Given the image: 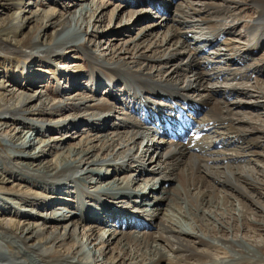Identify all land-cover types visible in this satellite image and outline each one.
Instances as JSON below:
<instances>
[{
  "label": "rangeland",
  "instance_id": "rangeland-1",
  "mask_svg": "<svg viewBox=\"0 0 264 264\" xmlns=\"http://www.w3.org/2000/svg\"><path fill=\"white\" fill-rule=\"evenodd\" d=\"M85 1L86 4H92L95 8L101 7L100 13L102 22L99 23L97 21H91L90 18H86L83 29L84 32H87V35H77L75 39L81 44H88L89 51L96 57L98 64L112 68L115 61H120L128 66L130 65L133 70L145 66L150 72L152 78L157 80L163 77L169 78L170 76V78L172 77L171 81L176 82V86L180 89L185 88L188 79H185L181 72V76L176 77V75H172L173 71L176 69L175 62L165 64L163 69H161L163 64L138 63V60L134 58L132 51L126 50L125 46L133 41L139 42L141 43V52L151 55L153 49L152 46L156 44L157 46H160L159 40L163 38V33H166L170 26V31H176L178 40L183 43V46L181 47L182 51L191 52L189 48H193V43H195L193 40L186 42V34L187 37L191 36L189 39H206L209 43L216 44L210 47L211 44L203 43L210 47L207 54L210 56H213V54L218 55V57L222 56L223 59H218V62H225V60H227V62L229 61L231 64V61L229 60V57L227 58L226 54L231 56V54L235 52L243 56L244 49L247 48L250 43L254 42L252 40H255V38H253L254 33H250V28L259 16L257 10L244 3L245 0H226V2L225 0ZM77 3L80 2L78 0H0V47L4 48V51L0 52V87L4 86L3 89L6 90L21 88L24 89L25 93L31 95H34L35 91H41L52 98H57L62 101L57 107V110L61 111V113H59L61 114L60 117L56 115L42 121L37 119V117L24 120V116H19V119H23L26 125H33V127L26 129H28L27 131L29 135H31V139H35L34 142L35 147L38 149L37 152L40 150L44 156L37 160L36 163L44 166H46L47 162L53 164L57 160L59 151L63 147L75 145L78 148H82L81 146L83 143L88 140L93 141L96 138L100 139L101 136H105L111 132H126V130L117 127L123 118L122 114L127 113L123 103L129 101L124 97V90L121 83L118 81L117 83L114 82L113 87H108L109 89L104 88L102 90H95L91 88L94 78L91 76L90 79V75L91 71H95L96 67H91L92 70L90 69L88 60L83 53L76 49H68L64 52V55L60 53L59 57L50 59L52 61L50 63L43 59L30 58L26 60L22 54L25 52L28 53V49H31L32 47H47L65 36L72 39L75 35L73 24H71L66 30L58 32L55 30L53 31L52 29H46L43 32L38 24L33 22L28 26L25 24L30 18H32L34 13L36 14L48 9L55 10L57 15L65 14L66 16L69 15V17H72L73 13L77 11V8H73L72 4ZM203 3H215L214 5L218 6L217 8H222L224 12L215 13L214 8L205 7ZM133 9H136L138 12L135 13L136 15L134 14L135 16L128 17V12ZM178 9L181 10L178 12ZM201 18L209 19L212 25L217 26L221 30L223 29L225 33L229 34V37L224 40L228 42V47L225 46L224 41L223 43L222 41H219L218 43L212 41L213 38H211L212 36L210 35L209 30H207L206 24L201 23ZM37 34L42 35L40 39L37 37ZM261 34L262 35L260 36L263 39L264 29ZM223 39L224 37L222 40ZM29 44L31 46H29ZM8 48H10L9 50H17L20 53L7 54L5 52ZM156 49L158 52L163 51V49H160L159 47ZM197 49L198 48H195L193 53L196 56L197 62L199 61L198 65L200 70L207 74V78L200 83H192V85L195 89L200 88V91H202L203 88L208 92L219 91L214 97L215 101L224 100L225 105L230 108L231 114L229 117L237 122L238 129L247 133V137L251 138L250 140L252 142L254 141L257 143L252 147H246L247 145H243V149H239L240 145L228 149L224 148L221 146V143L218 142L219 139L222 138L221 136L225 137L224 133L221 129L215 128L203 142L210 146V149H214L213 145L216 144H214V142H218L221 148L214 149L212 156L206 158L210 159L209 162H206V165L209 167L216 166L219 165L220 162L224 163V160H227V163H231V167L237 168V173H250L252 178H254L255 183L258 184V188L264 190V133H262V135L258 132L264 131V92L261 93L264 91V42H261L257 51L252 53L251 56H244L245 59H248L245 65H240L242 69L240 74L241 76L244 75L247 77L242 76L243 78H239V75L234 80L228 76H226V79H216V77L211 74L212 67L215 68L213 65L209 70L202 68L204 60L201 59V57H199L198 60ZM207 54H205V56H207ZM180 60L182 61V59ZM178 63L180 62H177V64ZM225 65L226 64L220 65L222 68H220L219 71H224L226 69L223 68ZM245 68H249L253 73H244L247 70H245ZM64 75L65 77H63ZM168 81L170 80L168 79ZM110 82H113L112 78L106 83L104 81L102 84L106 87ZM256 83H258L260 86L259 88H261L262 91L259 90V88H256ZM233 88H237V90L234 91L235 93L229 92V90ZM225 94H227L226 97ZM188 97L196 100L198 103L200 102L197 92L195 93L193 90L188 93ZM72 98L81 101L86 99L84 101H88V104L101 100L107 102L113 108V112L109 114L108 117L109 122L107 121L106 126H103V124L98 122L101 117L94 122L93 120L96 117H88L91 116L90 112H77L71 105ZM221 104L222 103L219 102V105ZM30 106H32V110L49 107L48 104L43 101L38 102L37 98H34L31 101ZM204 114L205 111L201 115L202 119ZM58 118L61 120V123L58 127L59 129L56 131L57 128L55 129V125H57V122L59 121L57 120ZM62 125H65L67 128H60V126L63 127ZM12 126L19 129L23 128L19 123L12 124L10 122L7 127L1 125L0 146L10 144L9 140ZM37 127L42 128L40 134H37V130H34ZM134 127L135 126H133V128ZM251 127H255L257 130L253 131L251 130ZM145 137L143 145L132 150V154L141 158L144 156L143 164L145 165L140 166L136 163L128 162V168L122 171H120L117 166V163L119 162H112V164H110L111 166H103V163L100 161L102 158H105V156H108L109 159L114 161L117 156H120L121 152L126 151L125 147L114 145L113 147L103 149L100 148L101 141L95 140L90 143L89 147L91 148V155L90 160L87 162L97 160L96 167L98 171H96L94 175H81L84 176L83 180L84 183H86L81 185V189L91 193L95 191L96 187L100 186L101 188V185L105 183H113L117 181L125 182L127 188L130 189V191L127 192L131 195L128 200L121 199L122 203L118 206L112 204V201L109 199L102 198V200H104L105 204L111 206L112 209L121 211L113 212V216H125V210H127L126 208L129 206L128 210L131 214L129 217L133 218L136 222L144 221V218H139L141 216L140 213L137 214L138 218L134 219L136 212L142 211L143 213V209L146 210V213H144L146 221H144V223L146 226L149 225L150 228L145 231L154 235L156 232L158 233L160 231L158 227L160 221L158 222L157 217H155V210L160 203L152 201L150 197L147 199L148 201H146V205L138 208L141 200L137 197L141 194V190L144 189V184L147 181V184L150 187H154L155 189L161 187L168 190L171 196H174L172 189L173 187H178V182L170 180L167 177H164V175H160L156 171L158 169L157 162H146L153 150V144H157L156 139L158 138L150 132H146ZM154 138L155 140H153ZM159 140L166 141L162 138H159ZM15 142H18V138L15 139ZM158 144L160 146L163 145H161V143ZM162 148L164 149L166 147L162 146ZM15 149L16 148H12L10 151L6 152L2 151L3 153L0 151L3 156L5 155L7 157L8 155L9 157L10 155L12 158L11 163L14 166L22 162L24 152L23 148L16 151ZM159 152L160 150H157V153ZM212 159H216L217 161H211ZM71 160H74V158H71ZM217 162L219 164H217ZM86 167L87 166H85V168ZM94 168L95 166L90 167V169ZM18 172L19 171L15 174L17 175L21 173ZM79 174L80 172L76 174V177ZM92 179L96 180L98 183L93 185L94 187L87 186V183ZM70 183H73V181H70L69 184L67 183L66 192L62 198L76 203L77 200H74L73 196L75 190ZM214 186L215 189L212 194L213 206L203 208V223L208 225L209 229L217 230L219 228L220 231L217 233V237L219 238L238 240L242 244L248 246L264 245V191L261 192L262 195H257L251 189L246 193H242L238 190L232 189L231 186L227 184L214 182ZM48 188L49 186L47 185L46 190ZM148 189L149 188L145 189V194L149 193ZM46 190L40 188L38 180L33 184H30L24 180L19 181L18 178H4V182L2 184L0 183V197L10 199V205H6L7 207L5 209H7V211H12V215L3 218L0 213V220L7 219L14 224L28 223V225L38 224L37 226H40L42 222H39L38 220L35 222L32 219L25 222L26 219L22 216L24 213H28L27 215L34 217L36 213L47 214L52 210L50 209L51 205L54 206L56 204L55 200H58L59 197L52 196L49 191ZM105 192V194L110 193L109 191ZM176 194H178V191H176ZM197 194V190L191 189L190 196L192 198H196ZM75 203H68L69 205H66L64 210H60V213L66 215L64 211H69V213L74 212L76 218L79 219L77 216L83 211L82 209L77 211L76 209L79 207ZM87 208L90 212L93 211V215H99L98 213L101 209L98 206L93 205H87ZM160 208L162 210L160 215L161 220L166 221L167 218H171L182 224L185 222L190 226L193 225V223L186 219V217H183L182 211L174 210L165 205L160 206ZM1 211L2 209H0V212ZM112 214L110 213V215ZM113 219L114 218H109L107 221H104L103 218H100L101 222L104 221L106 224L97 223L94 225L96 226V234L99 239L107 240L111 237L107 231H116V233H131L137 231L136 229H132L134 228V225H129L128 223L125 224L119 222L120 227L126 226L125 230L118 227L119 225H117V223L110 224L109 221L112 222ZM140 227L143 226L141 225ZM186 228L189 229L190 227L187 226ZM195 231L194 234H202L206 239H210L209 231H206V233L205 231L199 232L196 229ZM76 233L77 237L83 234L81 230H78ZM187 236L188 237H185V240H188L197 251H200L203 248L192 234ZM36 242L37 241L34 240L33 243L36 244ZM214 243L216 244V242ZM111 249L113 253L112 256L115 257L119 255V251L114 249V245L111 246ZM209 252L214 257H220L218 258L219 260L224 258L220 253L221 251L211 249ZM161 253L162 256H164V260H162L164 263L162 264H175L174 262L176 259H174V257H181L180 253L172 251L163 244L161 246ZM112 256L107 255L104 260L102 257L99 258L97 264H110L111 260L114 259ZM193 256L194 257H191L190 260H184L183 262L180 261V264H203V262H205L203 259L199 258L198 255H195V253ZM240 262L241 261L238 260L235 264H239ZM126 263L140 264L138 261L134 260H129ZM91 264H95V262H91Z\"/></svg>",
  "mask_w": 264,
  "mask_h": 264
},
{
  "label": "bare ground",
  "instance_id": "bare-ground-1",
  "mask_svg": "<svg viewBox=\"0 0 264 264\" xmlns=\"http://www.w3.org/2000/svg\"><path fill=\"white\" fill-rule=\"evenodd\" d=\"M78 1L80 3L72 4L73 8H77V11L73 13L72 17H69V15L66 16L65 14L57 15L55 10L48 9L36 14L34 13L32 18L25 24L28 26L32 22L36 23L43 32L46 29H52L57 32L63 31L73 24L75 35L72 39L65 36L47 47H32L28 49V53L25 52L22 54L26 60L35 58L43 59L50 63L52 62L50 59L59 57L60 53L64 55V52L68 49H76L86 56L91 70V67H96L95 71L92 70L94 72L91 71L90 75V79L91 76L94 78L91 88L102 90L108 87L112 88L114 82L117 83L118 81L121 83L124 90V97L129 101L123 103L127 113L122 114L123 118L117 127L126 130V132H111L93 141H101L100 148L103 149L113 147L114 145H121L126 148V151L121 152L120 156H117L114 161L109 159L108 156H105V158H102L100 161L103 163V166H111L110 164H112V162H119L117 166L120 171L128 168V162L144 166V156L141 158L134 155L132 154V150L143 145L146 132H150L157 136L156 132L158 133V131L154 128L153 122L156 123L163 112H172L173 109L169 111H167V109H169V107L173 108L172 105L176 103L180 104L184 109H196V107L199 106L197 110H195L198 114H203L205 111L204 117L201 119L202 128L221 129L225 137L221 136L222 138H220L218 142L221 143L222 147L228 149L240 145L239 149H243V145L252 147L257 144L254 141L252 142L250 140L251 138L247 137V133L238 129L237 122L229 117L231 114L230 108L225 105L224 100L215 101L214 97L219 91L208 92L204 88H201L202 91L199 90L200 88H194L192 83L202 82L207 78V74L200 70L193 52L181 50L183 43L178 40L176 31H170V26L168 27V31L163 33V38L159 40L160 46L156 44L152 46L153 49L150 48L152 49L151 55L141 52L142 48L139 42L133 41L125 46V49L132 51L138 63L163 64L161 69L164 68L165 64L175 62L176 69L173 71L172 75H176V77L181 76V72L182 76L188 79L183 89L178 88L176 82L171 81L172 77L170 78V76L169 78L163 77L157 80L152 78L145 66L133 70L130 65L128 66L120 61H115L112 68L98 64L96 57L89 51L88 44H81L75 37L82 34L87 35V32H84L83 29L86 18H90L91 21L102 22L100 13L101 7L95 8L92 4H86L85 0ZM244 3L257 10L259 13L257 20L254 21L250 28V33H254L253 38H255V40H252L254 42L250 43V47L248 46L244 49L243 56L235 52L232 54L230 53L231 56L226 54L233 67L243 63L246 60L244 56H251L260 46L261 42H264V38L262 39L260 36L264 29V0H245ZM214 4L215 3H203L205 7L214 8L215 13L224 12L222 8H217L218 6ZM179 10L181 9L177 11L179 12ZM136 12L138 11L133 9L132 11L130 10L127 15L128 17H133L136 15ZM201 23L206 24L207 30H209L210 35L213 37L212 41L216 42L217 39L224 37L222 40L223 43L225 38L229 37V34L225 33L223 29L221 30L217 26L212 25L209 19L201 18ZM41 36V34H37L39 39ZM205 43L209 42L205 41ZM224 44L226 47L229 46L226 41H224ZM29 46L31 45L29 44ZM158 47L163 49V51L158 52L156 49ZM9 49L10 48H8L5 53L11 54L18 52L17 50ZM2 51H4V48L0 47V52ZM19 53L20 52L17 54ZM180 59H182V61ZM177 62L180 63L177 64ZM246 69L247 68H245V70ZM219 70L218 75L233 76L234 78L239 74L231 70ZM246 72L248 74L252 72V70L248 68L245 73ZM63 77H65V75ZM110 78L113 79V82H110L104 87L102 83L104 81L105 83L108 82ZM168 79L171 82L168 81ZM255 86L257 89L260 87L258 83H256ZM3 87H0V126L3 125L7 127L8 123L10 124L11 122L12 124L19 123L23 128L19 129L12 126L10 131V144L0 146V151L6 152L10 151L12 148H16V151L23 148L24 152L22 162L16 166L12 165V158L10 155L6 157L0 153V183L2 184L6 177L12 179L18 178L19 181L24 180L30 184L38 180L41 189L46 190V186L48 185L49 188L46 191H49L54 197H59V199L55 200L56 204L54 206L51 205L50 209L52 210L47 214L36 213L34 217H30V215H27L28 213H24L22 216L26 219L25 222L31 219L35 222L36 220L42 222L40 226H37L38 224L28 225V223L14 224L7 219L0 220V264H91V262L97 264L99 258L102 257L104 260L107 255L112 256V245H114V249L119 251V255L115 257L112 256L114 259L111 260L110 264H127L126 262L129 260L138 261L140 264H162L164 263L162 261L164 260V256H162L161 253L162 244L172 251L181 254V257H174V259H176L174 262L175 264H180L184 260H190L191 257H194V253L205 261L203 264H235L238 260L241 261L239 264H264V245L248 246L242 244L238 240L219 238L217 237V233L220 231L219 228L217 230L209 229V226L203 223V208L213 206L212 194L215 189L214 182L227 184L231 186L232 189L242 193H246L251 189L257 195H262L261 192L264 190L258 188V184L255 183L250 173H237V168L231 167V163H227V160H224V163L219 161L220 164L217 162L219 165L216 166H207L206 162H209L210 159L206 158L212 156L214 149H210L211 147L202 141L188 148L177 143L160 141L159 138L161 139V137H157V144H153V150L146 162H157L158 169L156 171L170 180L177 181L178 187H173L172 191L174 192V196H171L168 190L161 187L158 189L150 187L147 181L144 184V189L141 190L140 197H137L141 200L138 208L146 205V201H148L147 199L150 197L152 201L160 203L155 210V217H157L158 222L160 221L158 223L160 231L153 235L145 231L150 228L149 225L146 226L144 223V221H146V216L144 215L146 210L143 209V213L142 211L136 212L134 219L138 218V213L141 214L139 218H144V221L136 222L133 218L129 217L131 215L128 210L129 206H127V210H125V216H113L112 213L116 212L117 209H112L111 206L105 204L104 200H102V198L109 199L112 201L109 202L115 206L121 205V199L128 200L131 195L127 193L130 189L127 188L125 182L117 181L105 183L101 185V188L100 186L96 187L95 191L91 193L81 189V185L86 184L83 180L84 176L81 175H94V173L98 171L96 167L97 160L89 161L90 163L87 162L90 160L91 148L89 146L90 143L93 142L92 140L83 143L81 146L82 148H78L75 145L61 148L57 160L53 164L47 162L46 166H44L36 163L37 160L44 156L40 150L37 152L38 149L35 147V139H31V135H29L28 129H26L33 127V125H26L24 120L37 117V119L43 121L44 119L52 118L56 115L60 117L61 114L59 113H61V111H58L57 107L62 103L61 100L52 98L41 91H35V94L31 95L25 93L24 89L21 88L6 90L3 89ZM192 90L195 93L197 92L198 98L200 99L199 103L188 97V93L192 92ZM236 90L237 88H233L230 89L229 92L232 93ZM259 90L262 91L261 88H259ZM263 92L264 91L261 93ZM184 94L187 97H185ZM34 98H37L38 102L43 101L47 103L49 107L32 110L30 103ZM84 100L86 99L81 101L72 98L71 105L77 112H90L91 116L88 117H96L93 120L94 122L101 117L98 122L106 126L107 121L109 122V114L113 112L112 106L102 100L96 102L93 100L94 102L90 104H88V101L86 102ZM219 102L222 104L219 105ZM20 115H22V117L24 116V120L19 119ZM57 120H59V118ZM60 123L61 120L55 125V129L57 128L56 131L59 129ZM62 126L63 127L60 126L62 129L66 127L65 125ZM133 126L135 127L133 128ZM34 130H37V134L42 132V128L39 127ZM251 130L256 131L257 129L251 127ZM258 132L261 134L264 133V131ZM16 138H18L17 143L15 142ZM153 140H155V138ZM158 143H161V145L163 144L162 146L166 148L163 149ZM157 150H160V152L157 153ZM71 158H74V160H71ZM211 161L216 162L217 160L212 159ZM85 166L87 167L85 168ZM89 166H95V168L90 169ZM17 171L23 173L21 174L18 172L19 174L16 175L15 173H17ZM78 172H80V174L76 177ZM70 181H73V183L70 184L73 185V189L75 190L73 196L74 200H77L76 203L62 198L66 192L67 183L69 184ZM97 183L96 180L92 179L87 183V186L94 187L93 185ZM146 188H149L148 194H145ZM191 189L197 190L198 194L196 198L190 196ZM105 191H109L110 193L105 194ZM176 191H178V194H176ZM9 200L10 199L0 197V209H2L0 213L3 218L12 215V211H7V209H5L10 205ZM68 203H75L79 207L76 209L77 211L79 209H82L83 212L85 211L77 216L79 219L76 218L74 212L69 213V211H64L66 215L60 213V210H64L66 205H69ZM87 205L101 208L98 213L99 215H93V211L90 212ZM162 205L177 211H182L183 217H186L193 225L190 226L185 222L182 224L171 218H167L166 221L161 220L160 215L162 210L160 206ZM110 213L112 215H110ZM100 218H103L104 221H107L109 218H114L113 221H109V223H117V225H119L118 227H120L119 222L134 225L132 229H136L137 231L131 233L107 231L111 237L107 240L99 239L96 234V226L94 225L97 223H105L104 221L101 222ZM141 225L143 227H140ZM187 226L190 228L187 229ZM125 227L120 228L125 230ZM195 229L199 232L205 231V233L209 231L208 233L210 236H208L210 239H206L202 234H194V232H196ZM78 230L83 232L79 237L76 236ZM190 234H192L196 241L203 247L200 251H197L188 240H185V237H188L187 235ZM34 240L37 241L36 244L33 243ZM211 240L216 242V244ZM211 249L221 251L220 253L224 258L219 260L218 258L220 257H214L209 252Z\"/></svg>",
  "mask_w": 264,
  "mask_h": 264
}]
</instances>
